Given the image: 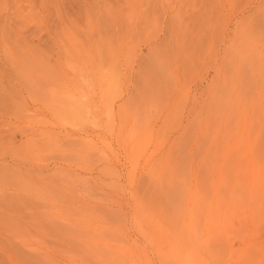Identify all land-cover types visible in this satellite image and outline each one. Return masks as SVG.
I'll use <instances>...</instances> for the list:
<instances>
[{"label": "rangeland", "instance_id": "rangeland-1", "mask_svg": "<svg viewBox=\"0 0 264 264\" xmlns=\"http://www.w3.org/2000/svg\"><path fill=\"white\" fill-rule=\"evenodd\" d=\"M0 264H264V0H0Z\"/></svg>", "mask_w": 264, "mask_h": 264}]
</instances>
